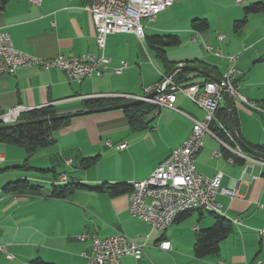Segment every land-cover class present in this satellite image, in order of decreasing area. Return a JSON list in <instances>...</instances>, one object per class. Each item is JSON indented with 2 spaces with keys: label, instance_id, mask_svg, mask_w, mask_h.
Listing matches in <instances>:
<instances>
[{
  "label": "crops",
  "instance_id": "0c3cea01",
  "mask_svg": "<svg viewBox=\"0 0 264 264\" xmlns=\"http://www.w3.org/2000/svg\"><path fill=\"white\" fill-rule=\"evenodd\" d=\"M191 1L174 0L172 7L147 21L141 40L134 34L107 36L109 65L101 76L78 82L56 68L37 67L0 74V113L16 106H51L61 116L85 111V99L145 96L169 74L147 46L146 38L174 36L179 45L166 49L174 69L188 65L210 75L178 71L188 73L184 78L191 85L219 80L230 68L228 57L238 56L234 86L263 109L256 112L231 100L239 135L245 143L264 148V0H194L195 5ZM91 2L38 0L33 5L30 0H7L0 9V31L9 35L16 50L41 59L98 54L91 15L85 9ZM253 3H261L262 11L245 17L244 7ZM244 17V26L235 31L233 23ZM196 19L205 20L207 28L193 29L191 22ZM174 108L180 113L159 109L149 129L142 131H131L122 110L71 118L69 125L52 134V146L30 158L21 148L0 143L4 156L0 163V242L8 246L12 256L7 259L0 253V264H32L36 259L47 264H89L90 241L77 240L81 233L100 239L125 235L143 246V257L137 264H264V248L257 233L264 228V166L244 159L243 164L227 162L219 141L208 134L195 157V169L208 178L222 174L221 188L235 190L236 196H216L222 208L219 216L241 221L240 225L231 222L232 232L220 242L215 255L197 259L193 246L197 233L211 227L217 214L192 210L178 215L163 233H157L129 214L128 193L110 196L80 190L66 198L51 197L53 185L145 180L185 140L191 119L203 118L202 111L181 93L176 94ZM121 144L125 146L119 151ZM93 155L99 157L98 162L90 169H80V160ZM25 161L30 168L19 169ZM18 179L40 185V193L2 192L6 184ZM163 241L170 243V250L158 247ZM121 262L134 264L130 257Z\"/></svg>",
  "mask_w": 264,
  "mask_h": 264
},
{
  "label": "built area",
  "instance_id": "2783aa9c",
  "mask_svg": "<svg viewBox=\"0 0 264 264\" xmlns=\"http://www.w3.org/2000/svg\"><path fill=\"white\" fill-rule=\"evenodd\" d=\"M33 5L38 0H30ZM242 0H236L241 3ZM174 0H92L85 7L90 13L94 26V40L98 54L85 53L77 57H65L62 55L52 59H41L24 54L16 50L9 35L0 31V74L13 75L18 69L37 67L42 70L56 68L62 71L69 80L81 81L94 75L101 76L108 69L109 59L105 56L106 37L112 34H134L139 40L144 38V26L142 20L153 21L156 16L172 7ZM223 37L220 36L219 40ZM208 52L211 51L206 47ZM221 56L220 53H217ZM238 56L228 57L230 68L225 73L224 80L206 82L199 85L180 86L174 83L173 77L163 76L162 81L152 92L159 89L157 96L150 100L144 96L111 95L107 98L134 101L142 99L159 109L173 110L176 94L181 93L187 97L199 110L202 111L201 121L191 119L192 126L188 136L178 147L170 151L153 172L143 181L132 182L131 191L128 193L129 214L147 224L153 231L163 233L173 224L178 215L185 213L187 205H210V211H222L216 201L219 193L233 198L235 190L221 188L222 174L219 172L214 177L208 178L199 174L194 165L196 155L202 148L203 136L208 134L228 150L232 155L244 159L251 164L264 166V160L246 155L236 143L231 134L227 137L233 146L221 141L210 129L215 120V113L224 94L232 101L241 103L249 109V103H254L242 96L234 86L237 75L235 63ZM116 73L119 70H115ZM32 109L16 106L5 113L0 114V125H13L18 123L21 115ZM256 112L263 109L257 104ZM110 146V141H106ZM125 145L121 144L117 150H122ZM218 157L219 154H214ZM234 163L232 158L226 159ZM4 156L0 154V163ZM160 184H167V191H160ZM240 219H233V225H240ZM260 244L264 248V228L257 231ZM80 242L90 241L91 252L88 258L89 264H122L123 257H130L137 264L143 257V246L127 238L123 234H117L110 238L100 239L88 233H81L76 237ZM161 250L171 249L167 241L160 242ZM0 253L7 259H12L8 252V246L0 242ZM261 264V263H258Z\"/></svg>",
  "mask_w": 264,
  "mask_h": 264
},
{
  "label": "trees",
  "instance_id": "16d2710c",
  "mask_svg": "<svg viewBox=\"0 0 264 264\" xmlns=\"http://www.w3.org/2000/svg\"><path fill=\"white\" fill-rule=\"evenodd\" d=\"M7 0H0V9H2ZM263 5L261 3H253L244 7L243 12L245 17L248 14H255L262 11ZM233 23V29L239 30L245 24L246 18ZM193 29L201 31L207 28L205 20H193L191 22ZM147 46L153 50L155 57L164 64L166 73H170L174 69V65L169 63L166 55V49L170 47H176L179 45V40L174 36H151L146 38ZM186 72H175L173 81L177 85H182L190 80L185 79ZM221 79V78H220ZM212 82V81H207ZM191 84L187 83L186 86ZM127 101L112 98H92L85 99L83 106L85 110L100 109L109 106H115ZM264 103V101H263ZM123 111L125 120L131 129V131H142L149 129L153 118L158 114L159 108L148 102H142L138 105L126 108ZM234 126L237 134L239 135L237 121L234 117ZM2 114V113H0ZM60 115L56 113V110L51 107H42L38 109H32L27 113L21 115L18 123L20 122H33L44 119H52L50 121L38 122L33 124L17 125L10 129L0 130V143L21 148L24 150L27 158L32 157L36 153L52 146L54 139L52 134L63 127L69 125L70 118L61 119ZM218 122V123H217ZM218 124V125H217ZM210 129L216 134V136L223 142L233 146L229 141L227 134H231V129L228 120V114L223 102H221L215 113V120L211 123ZM240 138V135H239ZM241 139V138H240ZM244 142V141H243ZM245 143V142H244ZM249 148L256 150L264 155V148L260 146H252L245 143ZM221 154L225 159L232 158L234 163L243 164V159L232 155L228 150L221 147ZM99 160L98 156L82 158L79 162V168L87 170L93 167ZM29 167L27 161H25L19 169L27 170ZM131 184L127 183H114L109 185H101L100 187H93L84 185L81 183H70L62 186L51 187L50 195L55 198H66L73 195L80 190H88L97 193H107L110 196H116L122 193H129L131 191ZM42 187L40 185L32 184L28 179H18L6 184L2 192L5 194H20L27 192L30 194H39ZM232 232V224L230 221L217 215L214 224L204 230L197 233L193 254L197 259H202L207 256L215 255L219 252V244ZM32 264H47L38 259L32 261Z\"/></svg>",
  "mask_w": 264,
  "mask_h": 264
},
{
  "label": "water",
  "instance_id": "95a60500",
  "mask_svg": "<svg viewBox=\"0 0 264 264\" xmlns=\"http://www.w3.org/2000/svg\"><path fill=\"white\" fill-rule=\"evenodd\" d=\"M178 71H189V72H193V73H197L199 75H204L207 77H210V75L204 71H201L200 69L196 68V67H191L188 65H182V66H178L176 67L173 71H171L167 76H171L172 74H174L175 72ZM212 78V77H211ZM215 82L218 81V79H214ZM159 89H156L150 93H148L147 95L144 96V99L146 100H150L152 98H154L155 96L158 95L159 93ZM224 105L228 114V120H229V125H230V129H231V134L233 136V138L235 139L236 143L239 145V147L248 155L257 158V159H261L264 160V155L257 152L256 150H253L251 148H249L238 136L236 130H235V126H234V120H233V112H232V101L231 98L227 95L224 94ZM143 100L142 99H138V100H134V101H130V102H125L119 105H115V106H109V107H104V108H100V109H92V110H85L79 113H73V114H68V115H61L58 118L61 119H65V118H74L77 116H83V115H91V114H97V113H102V112H109V111H116V110H124L126 108H130L132 106L138 105L140 103H142ZM52 119H44V120H40V121H33V122H20V123H16L13 125H0V130H5V129H10L12 127H15L17 125H25V124H33V123H38V122H44V121H50Z\"/></svg>",
  "mask_w": 264,
  "mask_h": 264
},
{
  "label": "bare ground",
  "instance_id": "6f19581e",
  "mask_svg": "<svg viewBox=\"0 0 264 264\" xmlns=\"http://www.w3.org/2000/svg\"><path fill=\"white\" fill-rule=\"evenodd\" d=\"M224 79H225V74L222 75L221 79L219 80H224ZM249 107L257 110V105L255 103H249ZM130 184L132 187V183ZM160 191H167V184H160ZM192 210L204 211V212L217 214V215L222 214V211H210V205H187V207H185V213L192 211ZM231 222L233 223V220Z\"/></svg>",
  "mask_w": 264,
  "mask_h": 264
},
{
  "label": "rangeland",
  "instance_id": "374dc122",
  "mask_svg": "<svg viewBox=\"0 0 264 264\" xmlns=\"http://www.w3.org/2000/svg\"><path fill=\"white\" fill-rule=\"evenodd\" d=\"M197 2V1H196ZM221 2H223L222 0H221ZM225 2V1H224ZM191 5H195V1L193 0V1H191V3H190ZM198 4V3H197ZM147 21L146 20H142V25L143 26H145V23H146ZM236 103H238V102H236ZM240 105H242L241 103H239ZM71 119V118H70ZM93 157H94V155H93ZM92 158V157H91ZM23 173H25V174H27L28 172L27 171H25V172H23ZM101 185H104V184H102V182H99V183H96L93 187H100ZM205 214H207L208 212H204Z\"/></svg>",
  "mask_w": 264,
  "mask_h": 264
}]
</instances>
